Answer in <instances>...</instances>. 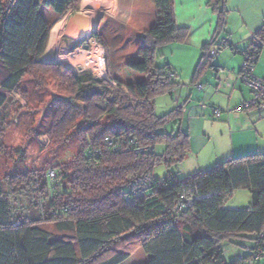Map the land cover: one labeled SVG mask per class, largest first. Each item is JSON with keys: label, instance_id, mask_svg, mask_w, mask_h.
Instances as JSON below:
<instances>
[{"label": "trees", "instance_id": "16d2710c", "mask_svg": "<svg viewBox=\"0 0 264 264\" xmlns=\"http://www.w3.org/2000/svg\"><path fill=\"white\" fill-rule=\"evenodd\" d=\"M43 2L62 17L77 9L80 0ZM152 2L158 21L144 34L141 61L129 65L145 81L123 82L109 74L118 85L114 87L90 73L64 72L59 63L42 60L52 25L39 0H0V113L10 96L26 97L22 82L36 72L54 76L69 95L54 101L53 124L45 134L63 141L79 119L88 126L81 135V152L68 170L48 167L44 174H17L7 179V189L0 183V264H122L139 250L150 257L149 264H245L259 252L258 262L264 259V154L226 161L185 181L171 171L165 179L153 176L158 164L171 167L186 158L190 136L182 130L164 132L179 126L187 102L163 116L155 108L157 97L173 94L175 99L180 86L169 65L157 66V52L184 42L189 31L177 26L173 0ZM227 2H208L218 15L220 34L227 23ZM256 37L264 43V28ZM216 46V40L204 46L192 85L214 68L210 51ZM103 120L109 125L103 126ZM159 144L165 147L163 155L156 153ZM146 175L152 178L150 188L137 196L132 186ZM60 180H69L71 187ZM240 188L249 190L250 208L227 209V199ZM33 190L38 200L31 207H39V217L27 208L17 214L13 197ZM184 194L200 199L177 212ZM228 242L247 245L251 253L229 262Z\"/></svg>", "mask_w": 264, "mask_h": 264}, {"label": "rangeland", "instance_id": "374dc122", "mask_svg": "<svg viewBox=\"0 0 264 264\" xmlns=\"http://www.w3.org/2000/svg\"><path fill=\"white\" fill-rule=\"evenodd\" d=\"M39 1L41 3L43 15L52 25L48 53L53 59L46 60V62L59 63L62 65V71L64 72L69 70L74 73L87 72L92 74L95 78L103 80L105 73H108V60L110 66L114 69L121 64V62L130 64V62H133L135 59V61H139L137 51L142 45V41L133 35L132 28H130L132 25L128 28L121 26L112 28L110 35L103 41V47L98 50H96L98 47H96L95 42L92 46V44L85 41L80 42L82 41L80 38L73 39L76 43L70 44V41L66 40H69L68 38L71 36V31L69 30L61 34L59 26L55 28L57 21L62 18L57 17L53 10L46 8L43 0ZM81 2L82 0H80L77 9H79ZM221 34H223V32H221ZM218 38H220V36H217L215 40ZM58 43L59 46L54 52L50 50L52 47L55 48ZM87 46H89L90 49L86 50L85 47ZM88 51L91 53L89 54ZM169 51L170 50H165L164 53L167 56L169 54L170 58ZM75 52L80 53V55L72 60L71 57L74 55L71 56L70 54ZM173 53L174 56H172L171 59H173L174 62L178 61L182 63L184 61V64H187L185 61L186 58L182 60L181 57L187 54L184 52L180 53L177 49H175ZM229 53H231L230 48H224L219 52V55H228ZM165 58L166 57L160 52H157L156 63L160 61L163 62L161 65L157 66H163L165 64ZM211 61H218V56L212 58ZM80 67H82L84 71L80 70ZM255 68V75L264 77V47L261 50L259 61ZM121 69V71H114L117 76H119L123 82H134V79H131L127 72H125L126 69L124 67ZM143 78L144 75H141L138 79L141 80ZM211 80L213 84L216 83L215 77H211ZM21 88L22 91L26 93V97H23L21 94L10 96L8 105L0 113V183L1 187L4 189H7V179L17 174L29 171H37L40 174H44V171L48 167L59 168L62 172L68 170L81 152V135L88 127L82 119H79L77 126L72 130L67 140H53L48 134H45L53 124L55 114L53 103L56 100L68 99V93L64 91L61 87V83L54 76H43L36 72L30 73L24 78ZM219 88H221V86H219ZM202 91H204V89ZM251 101L252 99L246 102ZM242 103L236 105V102L233 100V105L230 107L231 109H226L227 105H225L224 110L221 109L220 117H223L221 119L214 117L213 107H211L205 115L210 121L203 120L202 122H195L191 128L192 137L195 138V150L199 152V154L190 153L189 151L186 158L181 163L171 167H167L165 163L158 164L153 170L154 178L156 180L165 179L168 171H171L177 174L176 176L179 181H185L216 167V164L220 162L218 160H221L227 153V150L231 148L230 140H228L230 130L228 128L227 132L225 130L226 124L223 125L222 123L226 120L225 117L228 116V113H234L233 110ZM174 105L170 94L159 96L155 101V108L159 116L166 114L165 112ZM225 122H229L228 119ZM101 124L103 126L109 125L106 120H103ZM172 127L173 126H168L164 132L171 134L174 130ZM205 131L206 133H204ZM164 152V145L159 144L156 146L157 155H163ZM69 180L71 181L72 178L70 177ZM68 181L62 182L60 180L58 183L68 187ZM40 185H43V179H40ZM240 191L241 192H238L236 195V198L233 199L232 195L227 199L226 203L228 206L235 205L244 208L243 206L249 202V191L245 189ZM35 193V190L22 191V193H17L13 197V204L14 207H16L17 214L20 215V212L27 208L26 211L28 214L39 217V207H31V203H36V200H38ZM45 227L51 230L54 229L52 224L45 225ZM224 248L230 251V253L226 255V259L231 262L234 258V251L239 250L238 246L228 242L224 244ZM149 260L150 257L143 250H139L134 256L122 264H149Z\"/></svg>", "mask_w": 264, "mask_h": 264}, {"label": "crops", "instance_id": "0c3cea01", "mask_svg": "<svg viewBox=\"0 0 264 264\" xmlns=\"http://www.w3.org/2000/svg\"><path fill=\"white\" fill-rule=\"evenodd\" d=\"M84 1L82 0L79 9H71L64 16L59 17L62 19L58 20L55 25V28L59 26L61 34L69 30L71 31L69 40H66L70 41V44H75L76 42L73 39L79 38L78 27L70 22V19L76 14H82L90 18V32L92 34L97 33L102 41L107 39L112 28L117 26L128 28L132 25L130 28H132L133 35L143 43L144 34L158 21L157 11L152 0H88V7H83ZM208 2L209 0H173L176 24L179 28L188 29L189 34L184 42L170 43L158 50V52L166 57L164 65H169L177 75L175 81L180 86L175 91V99L177 98L179 103L187 102L185 109L182 111L179 126L171 125L174 129L172 132L176 133L178 130H182L184 133H187L190 136V153L196 154H199V152L195 150V138L191 134V128L195 122L210 121L205 115L211 107L224 110V106L227 105L226 109H231L233 100L237 105L253 98L251 88L241 78V68L244 62L241 52L249 48L252 37L256 36L264 28V0H228L227 23L223 34H220L218 30V15L208 6ZM217 36H220L216 40L217 46H220L222 41L227 40L229 43L227 48H230L231 53L228 55H219L218 53V61L213 62L214 68L209 69L198 80L199 84L203 86L202 90L204 89V91H202L196 85H192L191 81L194 78L204 46L215 40L214 38ZM58 46L59 43L55 48L52 47L50 50L54 52ZM48 48L49 44L42 57L44 61L53 59L49 56ZM175 49L180 53L184 52L187 54L181 56L182 60L186 58V65L184 61L182 63L178 61L174 62L171 59L174 56L173 52ZM165 50H170V58L169 54L167 56L164 53ZM138 59L141 61L140 56ZM135 60L130 62V64L121 62L115 69L110 66L108 60V73L113 78L120 79L114 71H121V68L124 67L126 69L125 72H127L131 79H134V82H143L145 81V76L139 80V76L143 74L129 67L132 63L139 62ZM162 63L160 61L156 64L161 65ZM255 76L257 78H264ZM211 77H215V84L212 83ZM170 96L173 99L174 105L175 99L173 98V94H170ZM176 106L178 104L175 103L165 113L173 111L176 109ZM156 114L159 116L157 111ZM225 119H228L229 122H225V120L222 124H226L225 130L227 132L228 128L230 130V139L228 137V140H230L231 148L227 150V153L221 160H218L220 161L218 164L245 156L264 154V108H253L240 113H228ZM242 189L245 188L236 190L232 198H236V195ZM251 203L250 194L249 202L243 206L244 208L235 205L228 206L227 203L225 207L230 210H244L249 209ZM238 249V251H234L232 261L239 260L251 253V247L247 245H241ZM226 253L228 255L230 251L226 250ZM256 264H264V259Z\"/></svg>", "mask_w": 264, "mask_h": 264}, {"label": "built area", "instance_id": "2783aa9c", "mask_svg": "<svg viewBox=\"0 0 264 264\" xmlns=\"http://www.w3.org/2000/svg\"><path fill=\"white\" fill-rule=\"evenodd\" d=\"M84 41L92 44V46L95 42L96 47H98L96 50L103 47V41L101 39H98L97 37L93 36L92 34L88 35ZM80 42H83V41H80ZM228 45H229V43L227 40L222 41L220 46H216V47H213L211 49L210 55L212 57L217 56L218 53L220 52L221 48H227ZM263 47H264V43L259 38H257L256 36H253L251 39V44H250L249 48L246 51L241 52V54L244 57V62H243L242 68H241V78H242L243 82L246 83L251 88V90L253 92V98H252L251 102H244L240 106H237V108L235 110H233L236 113L245 112V111H248V110L253 109V108H264V78H257L254 75L255 65L258 62L259 55H260V52H261ZM85 49L88 50V49H90V47L87 46V47H85ZM68 51H69V48H68ZM88 53L90 54L91 52L88 51ZM70 55L71 56L74 55L72 57L70 56L71 59L74 60L76 58V56L80 55V53L75 52V53H72ZM70 57H69V59H70ZM103 57H104V55H103ZM103 57H102V59H103ZM60 63H62V62H60ZM79 69L82 70V67H80ZM82 71H84V70H82ZM103 79L111 82L114 87H118L116 82L109 79L107 72L103 76ZM196 87L198 89H201V90L203 88V86L200 84H197ZM122 89L126 92V89L124 87ZM175 100H176V103L178 104V106L180 108L185 107V103H179L177 98ZM213 115H214V117L219 119L221 116V109L213 108ZM105 142H106L107 146H109V147L113 146V143L110 139L107 138ZM48 175H49L50 179H54L56 177L55 173L52 170L48 171ZM151 180H152V178L149 175H146L145 177H143L142 179H140L139 181L134 183L132 186L133 193L136 194L137 196H141L145 190L150 188L148 186V183ZM199 199H200V197L193 199L190 195L187 196L186 194H184L182 201L178 202V205L176 207V211L177 212L182 211L185 203L187 204V207H192L194 205V202H195L194 200L197 201ZM260 257H261V253L259 252L250 261H247L245 264H256L258 262V260L261 259Z\"/></svg>", "mask_w": 264, "mask_h": 264}, {"label": "water", "instance_id": "95a60500", "mask_svg": "<svg viewBox=\"0 0 264 264\" xmlns=\"http://www.w3.org/2000/svg\"><path fill=\"white\" fill-rule=\"evenodd\" d=\"M70 22L78 27L79 38L84 41L90 32V18L82 14H76L70 19Z\"/></svg>", "mask_w": 264, "mask_h": 264}, {"label": "bare ground", "instance_id": "6f19581e", "mask_svg": "<svg viewBox=\"0 0 264 264\" xmlns=\"http://www.w3.org/2000/svg\"><path fill=\"white\" fill-rule=\"evenodd\" d=\"M87 1H88V0H85V1L83 2V7H88ZM89 1H90V0H89ZM97 1H99V0H97ZM89 4H90V2H89ZM90 31H91V28H90ZM90 34H92V33L89 32L88 35H90Z\"/></svg>", "mask_w": 264, "mask_h": 264}, {"label": "flooded vegetation", "instance_id": "af4514ba", "mask_svg": "<svg viewBox=\"0 0 264 264\" xmlns=\"http://www.w3.org/2000/svg\"><path fill=\"white\" fill-rule=\"evenodd\" d=\"M96 34H97V33H93L92 35H93V36H96Z\"/></svg>", "mask_w": 264, "mask_h": 264}]
</instances>
